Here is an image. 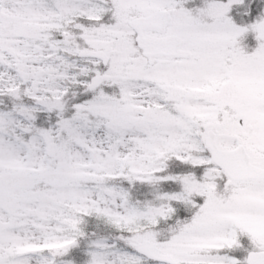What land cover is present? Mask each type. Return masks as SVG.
<instances>
[{
  "label": "snow or ice",
  "instance_id": "snow-or-ice-1",
  "mask_svg": "<svg viewBox=\"0 0 264 264\" xmlns=\"http://www.w3.org/2000/svg\"><path fill=\"white\" fill-rule=\"evenodd\" d=\"M0 264H264V0H0Z\"/></svg>",
  "mask_w": 264,
  "mask_h": 264
}]
</instances>
